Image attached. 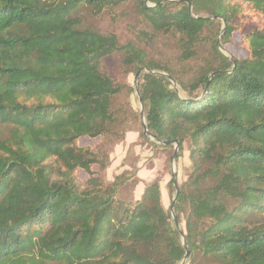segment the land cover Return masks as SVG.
Returning <instances> with one entry per match:
<instances>
[{
  "label": "trees",
  "instance_id": "16d2710c",
  "mask_svg": "<svg viewBox=\"0 0 264 264\" xmlns=\"http://www.w3.org/2000/svg\"><path fill=\"white\" fill-rule=\"evenodd\" d=\"M127 4L135 41L80 14ZM131 131L192 160L167 183L183 236L159 177L139 198L137 165L104 177ZM182 237L184 264H264V0H0V264H180Z\"/></svg>",
  "mask_w": 264,
  "mask_h": 264
},
{
  "label": "rangeland",
  "instance_id": "374dc122",
  "mask_svg": "<svg viewBox=\"0 0 264 264\" xmlns=\"http://www.w3.org/2000/svg\"><path fill=\"white\" fill-rule=\"evenodd\" d=\"M80 14L83 16L86 22L96 25L102 32L115 33L120 43H125L127 41H135L130 29H132L133 27L141 26L140 18L136 17L135 13L132 11L131 4H127L126 6L118 8L115 13L104 11L100 15H95L89 9H82L80 11ZM148 50L149 54L155 58H170V56L174 53L173 45L165 37L158 38V40L154 42V45L152 47H149ZM221 50L227 55L234 54L240 57L246 55V51L240 45V36L236 33L234 34L232 43L226 45L225 48H221ZM121 58L122 56L120 53H115L106 57L102 63L103 69L108 71L110 75H116L120 70L119 65L121 62ZM127 81L130 84H133L134 87H136V78H134L133 74H130L128 76ZM130 101L135 110L140 109V105L136 99L135 94H132L130 96ZM136 134L138 138V132H136ZM124 140L125 142L122 145L120 142V171L122 169L129 168L132 164H135L137 166L138 164H142V166L146 165L148 168H150L151 159H156L153 171L154 173L156 172L155 178L159 177L160 179V187H163V190H166V194L162 197V202L166 208L170 209L171 202L175 194H170L168 192L167 183L171 178H173V172L175 173V179L177 180H183L186 178L192 168V160L189 157L188 152H183L179 162H176L175 160L172 161L170 158V166H167V156L162 152L154 154V150L150 144H147L145 142L136 143V139L134 142H131L127 145L126 137ZM97 141V139H80L81 144L94 145L97 143ZM162 157L165 158L163 159V161L161 160ZM136 173V175L138 176V171ZM78 177L81 179H85L86 175L83 172L79 171ZM104 177L107 180H111L113 178L112 176H110V174L108 176L106 173L104 174ZM155 178H153V180ZM140 181L141 179L134 187V190L128 193L129 196H131L132 198L140 197L142 191L137 190V185L140 183Z\"/></svg>",
  "mask_w": 264,
  "mask_h": 264
},
{
  "label": "crops",
  "instance_id": "0c3cea01",
  "mask_svg": "<svg viewBox=\"0 0 264 264\" xmlns=\"http://www.w3.org/2000/svg\"><path fill=\"white\" fill-rule=\"evenodd\" d=\"M128 139V140H127ZM137 139V134L136 132L134 133L133 131L128 132L126 135V143L127 145L131 142H134ZM125 142L122 141L121 145ZM120 143H118L115 147L114 150L111 152L110 154V167H108L106 169V174L109 176H112L120 171ZM123 157V156H122ZM164 157V156H163ZM161 158V160L163 161V159L165 158ZM155 160L156 159H151V167L148 168L146 165L142 166V164H138V177L141 179L140 183L137 185V190L138 191H142L143 186H144V182H150L153 180V178H155L156 176V172L154 173L153 169H154V164H155ZM110 171V172H109ZM110 180V179H109ZM165 189V188H164ZM166 194V190H163V187H161V195L162 197Z\"/></svg>",
  "mask_w": 264,
  "mask_h": 264
},
{
  "label": "water",
  "instance_id": "95a60500",
  "mask_svg": "<svg viewBox=\"0 0 264 264\" xmlns=\"http://www.w3.org/2000/svg\"><path fill=\"white\" fill-rule=\"evenodd\" d=\"M138 73H139V72L136 73V77L138 76ZM173 82H174V80H173ZM143 133H144L146 136H148L149 139H152V138L148 135V131H147V128H146V124L144 123V121H143ZM174 144H175L174 152H173V155H172V157H171V160H172V161H174V159H175V157H176V154H177V152H178V142L175 141ZM172 177H173V178L176 177V175H175L174 172H173V174H172ZM177 192H178V190H177V188H176V194H177ZM176 194L174 195V197H173V199H172L170 210H171V212H172V219H173V221H174V223H175V226L177 227V229H178L179 233L181 234V236H183V234H182V230H181V226H180V223H179V221H178L176 215L173 213V206H174V203H175ZM182 240H183V245H184V247H185V249H186V253H185V255H184V257H183V259H182V261H181L180 264H184L186 258H187L188 255H189V250H188L187 247H186L185 240L183 239V237H182Z\"/></svg>",
  "mask_w": 264,
  "mask_h": 264
}]
</instances>
